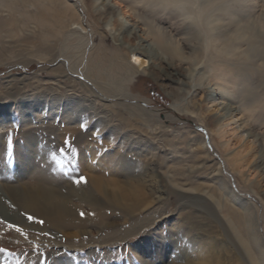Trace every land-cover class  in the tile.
Segmentation results:
<instances>
[{
	"label": "rangeland",
	"instance_id": "1",
	"mask_svg": "<svg viewBox=\"0 0 264 264\" xmlns=\"http://www.w3.org/2000/svg\"><path fill=\"white\" fill-rule=\"evenodd\" d=\"M108 1L115 13L141 27L138 35L144 44L154 41L144 31V20L162 28L167 51L159 52L153 63L144 58V66L135 63L105 29L104 23L114 24L117 16L107 14L102 23L89 16L82 0H68L75 13L67 12L63 18L55 16L53 22L51 16L64 7L59 2L56 8L51 0H3V6L0 1V108L5 111L1 120L6 121L0 129V157L6 170L3 179L10 185L16 182L13 176L20 165L18 151L27 147V138H33L46 157L44 162L39 161L43 175L50 180L55 178L56 170L61 175V179L55 178L56 184L69 185L70 180L74 182L82 175L88 180L82 185L90 190L89 175L77 163L81 152H86L90 164L105 179H120L141 189L145 194L141 202L147 209L135 221L126 222L120 213H109L105 198L96 210L88 201L71 198L80 219L97 220L96 215L105 211L119 222L102 229L89 225V232L67 240L56 231H41L46 224L43 219L40 224L37 216L14 209L10 201L3 199L10 210L14 209L16 218L0 214V264H145L144 259L152 258L142 257L140 250H154L158 241H143L150 231L170 238L168 242L175 246L170 260L181 254V264H210L206 259H211V264H250L214 198L204 193L210 194L205 185L215 188L217 171L221 169L219 178L228 189L255 206L262 241L264 205L259 196L238 184L223 150L212 143L203 122L206 110L201 106L206 102L202 86L209 77H225L229 86L235 88L234 103L246 121L251 114L243 99L249 103L248 109L254 108V100L264 101V62L258 56L246 58L245 43L243 51L230 58L214 50L213 37L219 34L211 33L214 27L199 18L207 12L204 0L195 6L197 0H181L187 4L185 10L193 11L188 5L193 6L196 19L199 18L196 24L182 16L176 5L165 6L161 0H101L99 6ZM223 1V11L219 9L215 16L220 33L234 44L238 28L255 25L264 49V0ZM223 39L220 36L217 41ZM124 40L132 46L137 45L138 39ZM91 55L94 65L100 66L96 70H105L106 77L99 82L104 85L107 80V91L113 92L118 85L114 94L99 91L87 76ZM124 56L127 60L123 63L120 59ZM128 63L135 70L130 79L123 81L127 71L122 72L121 66ZM194 68L197 71L192 83ZM101 71L99 76L103 78ZM109 79L117 84L113 86ZM22 102L32 107L28 108L30 111L37 106L40 111L24 117ZM217 111L214 108L213 116ZM254 112L245 130L233 123L227 126L225 141L230 146L229 155L241 156L236 163L245 178L257 182L264 181L262 167H258V157L264 153V107ZM84 124L86 128L82 127ZM97 131L99 137L95 135ZM248 132L254 136L249 137ZM196 138L204 147L198 154L190 148ZM94 156L97 158L93 160ZM195 187L203 192H193ZM95 197L101 199L97 193ZM81 211L86 215L82 217ZM28 215L34 216L36 222L29 221ZM8 224L18 225L26 234L16 232Z\"/></svg>",
	"mask_w": 264,
	"mask_h": 264
},
{
	"label": "bare ground",
	"instance_id": "2",
	"mask_svg": "<svg viewBox=\"0 0 264 264\" xmlns=\"http://www.w3.org/2000/svg\"><path fill=\"white\" fill-rule=\"evenodd\" d=\"M0 1L2 2V6H3V0ZM51 1L54 3V5H56V8H57V4H56L57 2H59L60 5L64 6L62 10L58 9L56 11V15L51 16L50 20L52 22L55 16H60V17L62 16L63 18L67 12L72 13L75 10V7L71 3L69 5L68 0H51ZM100 1L101 0H90V2L87 3L88 1L82 0L83 4L85 5V8L87 9L89 16L91 15L94 18L97 17V20L102 23L105 21L104 19L107 14L117 16V20L114 24H112L111 22L104 23L105 29L107 30L109 35H111L116 41L120 42L121 46L123 47L122 49L126 50L127 55L130 56V58H132L135 63L140 64L137 62L138 60L141 61V66H144L146 60H149L153 63L154 60L159 58L160 55V54L158 55L159 52L164 53L167 51V48H165L164 46L165 43H163V39H162V37H165L166 35L163 34L164 32L162 31V28L148 22L147 20H144L142 24V26L144 27V31L146 29L145 31L146 34L148 33L154 37V41L152 44H148V45L144 44L143 38L139 40L140 36L138 35L141 32V27L139 29L138 25L132 24L125 17H121L119 14H117V12L115 13V9L113 8V6L111 7L109 1L105 5L99 6ZM161 1L165 6L170 4L176 5L178 10L182 11L181 12L182 16H186V18L189 19V21L194 22V24H196L199 18L203 17V20L206 22L208 26L214 27L212 28L211 33L215 32L219 34V37L220 36L224 37L223 40L217 41V38L219 37L214 35L213 41L216 42V44L213 46V48L217 53L224 54L225 58H230L231 56H234L237 53L240 54V52L243 51V50L241 51V48L243 47L242 45L243 43H245L248 45L247 53L244 52L246 58L252 60L254 57L258 56L264 62V49L262 44H260L261 43L260 38L262 37V35L259 33L257 26L249 24L248 26L244 25L238 28V31H236L238 37L236 36V38L235 37L233 38L234 44H230L231 38L229 37L225 38V35L223 33H220L221 31L220 28H218V26L215 25V22L219 20L215 16L217 13L216 11L219 12V9L223 11V8L220 6L224 2L223 0H204L207 12L206 14L201 15L197 19H196L197 15L195 14V10L193 6L188 5L190 9L193 10V11H189V10H185L187 9V4L183 3V1L181 0H161ZM231 1L232 0H230V2ZM197 3H199V0L196 1L194 6ZM232 5L233 4L231 3L229 7H232ZM132 10H134V8H132ZM1 27L3 28V26H0V28ZM79 27L81 28L80 30H84L82 25ZM125 37L126 38L136 37V39H138L137 45L131 46L129 43H127L124 40ZM142 58L146 60L142 62L141 60ZM126 60L127 59L125 58V56L121 57L120 59V61L123 63ZM98 67H100L98 66V64L97 66L94 65V59L91 55L88 59V64L86 67L87 76L90 79H92L96 87L99 88V91H103V90L107 91L108 87L106 86L107 84H105L107 80H104L105 81L104 85L99 82L101 81L100 79L102 80L105 79L104 78L106 77L104 74L105 70L97 71L96 69ZM114 67H116V65ZM251 69H253V67ZM116 70L118 69L116 68ZM122 70L127 71V74H125L121 78V80L125 81L131 78L132 71H134L135 68L133 65H131V63H128L127 66L124 65L121 66V71ZM99 71L102 72L103 78L99 76ZM196 71L197 68H194L190 76L192 78V83L196 77L195 75ZM117 79L118 78H116V80ZM109 81H111V84L114 86L117 84L118 80L115 81L116 84L114 83L113 79L112 80L109 79ZM227 82H228L227 79L223 76L218 77L215 80L209 77L206 80V83L202 86L205 90L204 101L206 102L205 105L201 106L202 110H206L205 112H203L205 117L202 115L204 117L203 122L205 123V125L209 130V133L211 134L212 143L218 145L219 148H221L224 154L226 155L229 168H231L232 171L237 175L236 177L238 184L240 186H243L246 191L259 196V198L261 199L264 205V181L254 182V181H249L245 178L244 173L241 170V166H239L236 163V161H239V159L237 158L239 157L241 158V156L237 154L234 156L229 155L228 148L230 146L225 141L226 128H228L227 126L233 123L237 126V128H243L245 130L248 127L247 121L253 117V114L255 113L254 112L255 109L264 107V101L260 102L254 100L255 101L254 108L248 109L249 103L247 104V101L245 100L246 98L243 99L245 108H247V110L251 114L247 116L248 120L245 121L244 116L241 115L240 107L238 108L236 106V103H234L235 99L233 98L234 96H237L235 95L236 94L235 88L229 86ZM116 86H114L113 92H116L115 91ZM248 89L249 87L246 90ZM113 92L109 91L108 93H110L111 95ZM108 93L106 94L109 95ZM20 105L24 117H28L32 111L39 110L37 106L35 107V109L30 111L28 108H32V107L25 106V103L23 102L20 103ZM214 108H218V111H217V115L213 116L212 113L214 111ZM4 114L5 111L1 107L0 129L2 128L3 124L6 122L4 121L5 119L1 120L2 119L1 116ZM206 116L207 117L209 116L210 118H207ZM71 133H72L71 135H73V132ZM247 135L249 137L254 136L253 134H251V132H248ZM83 138L84 137L80 136V139ZM32 139L27 138V147L23 150L18 151L20 165L18 166V171L16 169L15 175L13 176V179L16 182L12 183V185H10V183L6 179H3L6 178L4 176V172H6V170L3 169V160L0 157V214L2 216L3 215L11 216V217L13 216L16 218L14 209L23 210L27 214H33L37 216L38 220L43 219L45 221L46 224L44 228H41V231L44 229H50L52 231H56L59 234H62L64 237L67 238V240H70L72 238L78 237L82 233L89 232V228H88L89 225L97 226V228L102 229L110 226L113 227L116 225V223L119 222L118 221L119 219L115 221L112 220L114 219V217L109 216V214L105 213V211L104 213H99L96 215L97 220H94V218L92 219L89 217L82 220L78 217L77 211L73 210L72 206H75V204H73L70 201L71 198L80 201H88L90 202L91 205L94 206L93 208L95 210L97 208V205L102 203L101 200L104 201L103 199L105 198V202L109 204L108 207L110 206L109 213H111L112 215H115L116 213H120L121 214L120 216L123 217V219H126V222H129L130 220L135 221L137 219V215L139 216L147 209V206L146 207L144 206L145 203L143 204V202H141L145 198V194L141 189H139L132 183L131 184L125 183L120 179H116V178L105 179L102 172L94 168L92 163L90 164L89 159L85 154L86 152L85 153L81 152L77 163L79 164L81 170H83L85 174L89 175V180L91 181L90 190L89 187H85L82 184L76 185L74 182H71V180L69 185L66 183L65 184L63 183L62 185L56 184L55 178L58 177L59 179H61L60 177L61 175L57 170L56 172L53 171L57 173V174L54 173L55 175V178H53V180L55 179L54 181L48 179L45 175H43V171L39 165L40 163L39 161L44 162L46 157L44 153L41 152L36 147V144L32 141ZM253 139H255V141H258V139L256 138ZM1 144L2 142L0 143V146ZM190 148H192L193 153L196 152V154L201 153L203 151L202 149H204V147L198 142L197 138L193 139ZM96 158L97 156H94L93 160ZM206 158L209 159V156ZM111 159L114 160L115 157L113 156ZM258 159H260L259 160L260 165L258 167H262L261 171L264 172L263 152L258 157ZM42 168L44 169V167ZM51 168L52 167L50 166L49 169L53 170ZM217 173L218 174L216 176L219 180L218 182H216V187L211 188L210 186L205 185V189L207 191L210 190V194L208 192H204V193L207 194V196L214 198L213 200L215 201L218 209L224 214V217L229 225V228L232 231L234 238L239 243L238 245L240 246L244 255L248 258L250 264H264V243H263L264 241H262L263 238L261 239V237L259 236L260 234L258 232L257 210L255 206L239 199V197L234 195V193H232L228 189L226 183L219 178L221 169H219ZM46 174L48 175V173ZM178 185L179 184L176 183V186ZM189 189L191 190V188ZM192 190L193 192H198V193L203 192V190L201 191V188H197V187L193 188ZM95 193H97L101 199L96 198ZM3 199H6V201L7 200L10 201L11 205L13 204L12 206L14 207V209L10 210L9 206L6 203H3ZM18 220H19L18 222H21L20 219ZM155 238H157L158 241L154 243L153 241ZM182 238L185 239L186 237L182 236ZM169 239L170 238L167 239L162 237L161 235L158 236L157 233H153L152 231L148 233L147 237L143 239V241L148 242L147 244L153 242L155 249L150 250L143 248L142 250H140L142 253V257H148L149 259L152 258L151 261H149L148 259L145 261L144 259L145 264H160V263L168 264V261L172 258V255L175 253V246L173 245V243L171 244V241L170 243L168 242ZM183 239L179 238L180 241ZM181 259H182L181 254H179L176 255L172 260H170L169 263L181 264V262L183 261ZM207 260H209L208 263L211 264L212 260L206 259V261ZM55 264H65V263L58 262ZM191 264L194 263L191 262Z\"/></svg>",
	"mask_w": 264,
	"mask_h": 264
},
{
	"label": "snow or ice",
	"instance_id": "3",
	"mask_svg": "<svg viewBox=\"0 0 264 264\" xmlns=\"http://www.w3.org/2000/svg\"><path fill=\"white\" fill-rule=\"evenodd\" d=\"M137 62H138V63H141V61H139V60H138ZM82 127H85V128H86V127H87V124L82 125ZM95 135H96L97 137H99V136H100V132H99V131L95 132ZM74 183H75L76 185L87 184V183H88V180H87V177H84V176L81 175L80 177H78V178L75 179ZM80 215L83 217V216L86 215V213H85L84 211H81V212H80ZM92 215L95 216V213H92ZM27 219H28L29 221L36 222V218H35L34 216H32V215H28V216H27ZM38 222H39L40 224H43V223H44L43 220H39ZM7 226H8L9 228L15 230V231L18 232V233L26 234V233H24L23 228L19 227V226L16 225V224H8ZM17 264H19V262H17Z\"/></svg>",
	"mask_w": 264,
	"mask_h": 264
}]
</instances>
